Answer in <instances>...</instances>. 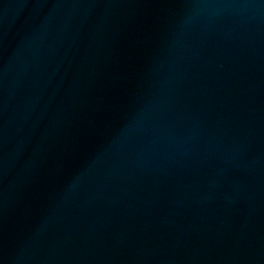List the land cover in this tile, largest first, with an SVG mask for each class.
Here are the masks:
<instances>
[{
    "label": "water",
    "instance_id": "1",
    "mask_svg": "<svg viewBox=\"0 0 264 264\" xmlns=\"http://www.w3.org/2000/svg\"><path fill=\"white\" fill-rule=\"evenodd\" d=\"M0 125L31 264H264V0H0Z\"/></svg>",
    "mask_w": 264,
    "mask_h": 264
}]
</instances>
